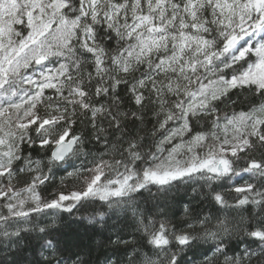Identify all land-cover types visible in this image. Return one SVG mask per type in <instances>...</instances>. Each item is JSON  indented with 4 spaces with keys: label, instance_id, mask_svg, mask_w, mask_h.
Returning <instances> with one entry per match:
<instances>
[{
    "label": "snow or ice",
    "instance_id": "1",
    "mask_svg": "<svg viewBox=\"0 0 264 264\" xmlns=\"http://www.w3.org/2000/svg\"><path fill=\"white\" fill-rule=\"evenodd\" d=\"M0 264H264V0H0Z\"/></svg>",
    "mask_w": 264,
    "mask_h": 264
},
{
    "label": "trees",
    "instance_id": "2",
    "mask_svg": "<svg viewBox=\"0 0 264 264\" xmlns=\"http://www.w3.org/2000/svg\"><path fill=\"white\" fill-rule=\"evenodd\" d=\"M60 177H56V183H59ZM71 183V180L66 181ZM88 211L82 210L81 212H75L72 215L61 213L60 220L61 226L64 232L68 235H79L82 238V242L87 244L89 242V237L92 235L90 229L91 225L87 220L82 219L88 216ZM25 255H31L30 250H25Z\"/></svg>",
    "mask_w": 264,
    "mask_h": 264
}]
</instances>
